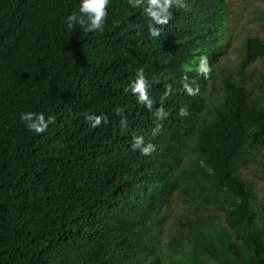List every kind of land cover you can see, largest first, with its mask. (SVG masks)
<instances>
[{
  "label": "trees",
  "instance_id": "16d2710c",
  "mask_svg": "<svg viewBox=\"0 0 264 264\" xmlns=\"http://www.w3.org/2000/svg\"><path fill=\"white\" fill-rule=\"evenodd\" d=\"M79 2L0 0V264H264L244 175L264 156V13L231 68L227 0H184L155 37L148 0H110L93 32L67 26ZM139 68L151 108L130 90ZM24 111L55 120L36 134Z\"/></svg>",
  "mask_w": 264,
  "mask_h": 264
},
{
  "label": "clouds",
  "instance_id": "9594fccd",
  "mask_svg": "<svg viewBox=\"0 0 264 264\" xmlns=\"http://www.w3.org/2000/svg\"><path fill=\"white\" fill-rule=\"evenodd\" d=\"M110 0H80L77 12H71L65 17V21L69 28L79 26L85 32L103 31L104 21L107 16V6ZM129 5L138 7L143 3V0H128ZM185 7L184 0H148L145 13L149 17L148 32L155 37L159 34L160 28L157 25L167 24L172 16V8ZM196 71L200 74L206 75L210 71L207 57L201 56L196 67ZM187 80V76L184 77ZM148 83L145 78L144 70L137 69L134 81L131 83V91L136 94L139 102L144 104L147 108L152 107V100L147 91ZM186 91L192 95L198 91V86L184 85ZM180 115L186 114V109L179 110ZM89 122V127H97L104 119L103 114L90 113L85 116ZM20 120L24 122L27 130L40 134L45 132L48 126L55 120L53 115H47L43 112L24 111L20 113ZM123 124L124 121H121ZM143 137L137 136L134 140V147L142 144ZM152 149V145L148 144L140 147L142 154H148Z\"/></svg>",
  "mask_w": 264,
  "mask_h": 264
},
{
  "label": "rangeland",
  "instance_id": "374dc122",
  "mask_svg": "<svg viewBox=\"0 0 264 264\" xmlns=\"http://www.w3.org/2000/svg\"><path fill=\"white\" fill-rule=\"evenodd\" d=\"M225 7L228 10L225 26L227 35L229 34L230 45H227L223 50L218 61L232 68L235 60L239 57V50L244 37L257 33L261 34L253 18L264 13V0H227ZM250 70L253 79L250 84L256 90L264 77V61L254 63ZM257 160L256 163L250 164L244 170V175L253 184L255 201L262 203L264 201V156H257Z\"/></svg>",
  "mask_w": 264,
  "mask_h": 264
}]
</instances>
